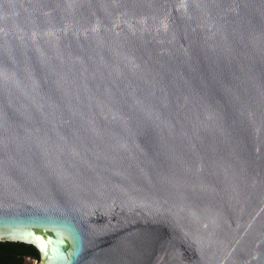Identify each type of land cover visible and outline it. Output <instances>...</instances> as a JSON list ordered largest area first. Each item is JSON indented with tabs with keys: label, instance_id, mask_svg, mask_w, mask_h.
I'll list each match as a JSON object with an SVG mask.
<instances>
[{
	"label": "water",
	"instance_id": "95a60500",
	"mask_svg": "<svg viewBox=\"0 0 264 264\" xmlns=\"http://www.w3.org/2000/svg\"><path fill=\"white\" fill-rule=\"evenodd\" d=\"M6 241L264 264V0H0Z\"/></svg>",
	"mask_w": 264,
	"mask_h": 264
},
{
	"label": "trees",
	"instance_id": "16d2710c",
	"mask_svg": "<svg viewBox=\"0 0 264 264\" xmlns=\"http://www.w3.org/2000/svg\"><path fill=\"white\" fill-rule=\"evenodd\" d=\"M27 258L40 259L34 246L18 242H0V264H24Z\"/></svg>",
	"mask_w": 264,
	"mask_h": 264
},
{
	"label": "rangeland",
	"instance_id": "374dc122",
	"mask_svg": "<svg viewBox=\"0 0 264 264\" xmlns=\"http://www.w3.org/2000/svg\"><path fill=\"white\" fill-rule=\"evenodd\" d=\"M38 260L33 259V258H27L24 264H36Z\"/></svg>",
	"mask_w": 264,
	"mask_h": 264
}]
</instances>
